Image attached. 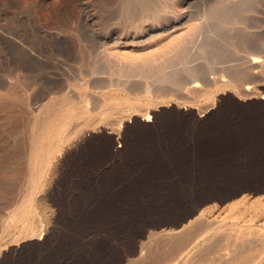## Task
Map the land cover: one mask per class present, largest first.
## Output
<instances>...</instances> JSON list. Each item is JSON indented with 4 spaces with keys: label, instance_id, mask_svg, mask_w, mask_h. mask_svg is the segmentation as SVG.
Returning a JSON list of instances; mask_svg holds the SVG:
<instances>
[{
    "label": "rangeland",
    "instance_id": "1",
    "mask_svg": "<svg viewBox=\"0 0 264 264\" xmlns=\"http://www.w3.org/2000/svg\"><path fill=\"white\" fill-rule=\"evenodd\" d=\"M36 2L0 0V264H125L149 232L211 209L229 220L264 195V98L228 91L205 113L159 107L41 160L23 134V10L42 20Z\"/></svg>",
    "mask_w": 264,
    "mask_h": 264
},
{
    "label": "bare ground",
    "instance_id": "2",
    "mask_svg": "<svg viewBox=\"0 0 264 264\" xmlns=\"http://www.w3.org/2000/svg\"><path fill=\"white\" fill-rule=\"evenodd\" d=\"M37 4L42 20L23 10V134L41 160L159 107L205 113L227 91L264 98V0ZM262 197L242 196L229 220L211 209L149 232L125 264H264Z\"/></svg>",
    "mask_w": 264,
    "mask_h": 264
}]
</instances>
